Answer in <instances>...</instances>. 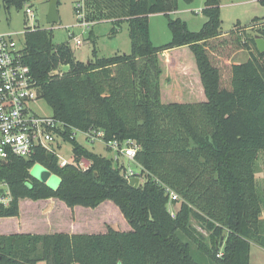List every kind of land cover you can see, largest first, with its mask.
Masks as SVG:
<instances>
[{
    "label": "trees",
    "instance_id": "obj_1",
    "mask_svg": "<svg viewBox=\"0 0 264 264\" xmlns=\"http://www.w3.org/2000/svg\"><path fill=\"white\" fill-rule=\"evenodd\" d=\"M30 1L1 0V6L21 10ZM171 1L175 7L176 0H128L127 16L114 21L127 22L130 52L99 57L93 50L87 62L77 60L67 43H53L51 28L26 24L24 60L39 97L66 124L76 163L60 166L44 149L0 159V181L13 196L0 217H16L24 197L88 208L110 200L130 229L0 235V264H249L250 242L264 245L254 172L261 152L264 157V51L254 38L264 39V16L247 30L236 26L223 34L221 0H203L198 31L179 17L168 19L171 39L155 46L149 16L166 11ZM174 49L188 57L175 59ZM238 50L248 59L231 62ZM60 67L65 70L54 73ZM73 128L100 129L105 141H134L138 186L129 185L117 157L69 137ZM81 158L86 168L78 165ZM36 162L58 175L57 188L30 174ZM164 186L178 195L173 216Z\"/></svg>",
    "mask_w": 264,
    "mask_h": 264
},
{
    "label": "rangeland",
    "instance_id": "obj_2",
    "mask_svg": "<svg viewBox=\"0 0 264 264\" xmlns=\"http://www.w3.org/2000/svg\"><path fill=\"white\" fill-rule=\"evenodd\" d=\"M57 11L59 20L48 24V1L31 0L21 10L11 8L6 11L1 6L0 0V30L18 32L17 43H24L25 26L31 23L41 28L52 29V41L55 44L67 43L77 60L87 62L96 50L99 57H108L116 53L130 52V39L127 22L114 20L127 16L128 0H83L84 18L90 27H82L78 23L74 6L78 0H58ZM30 7L33 16L29 18L25 9ZM203 0H176L174 7L172 1L167 5L163 13H155L149 16V36L153 45L159 46L171 39L167 26L168 19L179 17L186 22L191 31H198L205 21L201 13ZM220 30L223 34L230 31L249 29L255 17L264 16V5L258 0H221L219 6ZM261 21V20H260ZM81 40L79 46L75 45L74 38ZM172 51V50H171ZM189 52V51H188ZM190 54V52H189ZM164 55L163 53L161 56ZM191 55V54H190ZM172 56L185 59L188 53L182 49H174ZM248 59L245 50H238L230 57V61L241 63ZM65 69L58 68L54 73H62ZM30 108L40 115H51L52 110L44 98L39 97L30 103ZM76 140L88 149L103 156L115 157L116 153L109 150L103 142H95L84 139L83 134L76 133ZM61 156L66 159L73 157L72 147L68 141L62 143ZM119 163L126 169L140 172L139 166L123 155L117 156ZM256 183L262 202L261 216L259 219V235L264 242V157L262 152L254 162ZM30 174L38 180L55 189L60 179L57 174L51 172L40 162L34 163L30 168ZM142 182V181H141ZM19 213L16 217H0V235L10 234H39L47 232H88L102 233L108 226L126 231L130 229L129 224L119 211L118 207L110 200L102 202L96 208L82 206H67L64 202L55 198L31 199L24 197L19 200ZM192 225L200 231L208 244H211L209 233L205 232L197 221L192 220ZM39 264H45L39 262ZM249 264H264V245L250 242Z\"/></svg>",
    "mask_w": 264,
    "mask_h": 264
},
{
    "label": "built area",
    "instance_id": "obj_3",
    "mask_svg": "<svg viewBox=\"0 0 264 264\" xmlns=\"http://www.w3.org/2000/svg\"><path fill=\"white\" fill-rule=\"evenodd\" d=\"M74 8L79 25L90 27L92 23H88L84 18L83 0H78ZM25 12L29 18L33 16V10L30 7H27ZM27 26L30 30L35 29L32 23ZM18 34L16 31L0 30V159H5L9 155L28 158L38 149H44L57 156L60 166L76 163L73 157L66 159L61 156L62 143L65 142V134L68 132L66 124L52 114H37L29 106L31 102L39 98V86L24 60L23 45L19 46L17 43ZM73 38L75 45L79 46L81 40ZM78 132L82 133L84 139L88 141L103 142L106 147L116 153L115 157L123 155L134 161L138 149L134 141L127 139L122 144L117 140L105 141L104 132L95 128L85 131L73 128L67 135L76 137ZM78 165L86 168L88 161L81 158ZM125 176L127 179L137 176L140 180L138 173L130 169H126ZM164 189L169 197L168 210L173 216L172 202L178 200V195L167 186H164ZM12 199L8 183L0 181V207H8Z\"/></svg>",
    "mask_w": 264,
    "mask_h": 264
},
{
    "label": "water",
    "instance_id": "obj_4",
    "mask_svg": "<svg viewBox=\"0 0 264 264\" xmlns=\"http://www.w3.org/2000/svg\"><path fill=\"white\" fill-rule=\"evenodd\" d=\"M57 2L58 0H48V13H47V23L52 24L56 23L59 20L58 11H57ZM255 44L257 49L260 52L264 51V39L260 35H255ZM128 183L131 186L137 187L139 184V178L137 176L130 177Z\"/></svg>",
    "mask_w": 264,
    "mask_h": 264
},
{
    "label": "crops",
    "instance_id": "obj_5",
    "mask_svg": "<svg viewBox=\"0 0 264 264\" xmlns=\"http://www.w3.org/2000/svg\"><path fill=\"white\" fill-rule=\"evenodd\" d=\"M37 264H39V262Z\"/></svg>",
    "mask_w": 264,
    "mask_h": 264
}]
</instances>
